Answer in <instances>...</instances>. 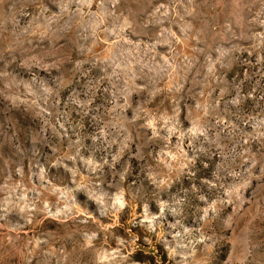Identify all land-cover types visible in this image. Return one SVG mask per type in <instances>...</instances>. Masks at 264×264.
Returning <instances> with one entry per match:
<instances>
[{
	"label": "rangeland",
	"instance_id": "374dc122",
	"mask_svg": "<svg viewBox=\"0 0 264 264\" xmlns=\"http://www.w3.org/2000/svg\"><path fill=\"white\" fill-rule=\"evenodd\" d=\"M0 264H264V0H0Z\"/></svg>",
	"mask_w": 264,
	"mask_h": 264
}]
</instances>
